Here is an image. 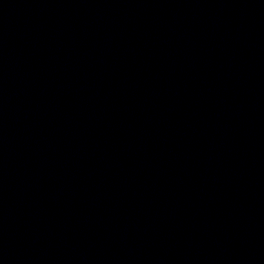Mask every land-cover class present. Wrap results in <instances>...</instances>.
<instances>
[{
	"label": "water",
	"instance_id": "obj_1",
	"mask_svg": "<svg viewBox=\"0 0 264 264\" xmlns=\"http://www.w3.org/2000/svg\"><path fill=\"white\" fill-rule=\"evenodd\" d=\"M0 264H264V0H0Z\"/></svg>",
	"mask_w": 264,
	"mask_h": 264
}]
</instances>
